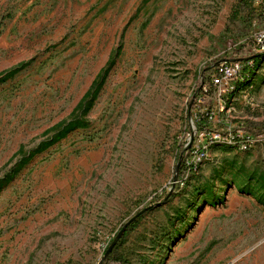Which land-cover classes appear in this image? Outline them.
I'll use <instances>...</instances> for the list:
<instances>
[{
	"label": "rangeland",
	"instance_id": "1",
	"mask_svg": "<svg viewBox=\"0 0 264 264\" xmlns=\"http://www.w3.org/2000/svg\"><path fill=\"white\" fill-rule=\"evenodd\" d=\"M262 30L264 0H0V264H264ZM225 59L250 61L247 80L219 117L217 100L197 112L258 133L242 151L192 128ZM74 116L87 126L33 153Z\"/></svg>",
	"mask_w": 264,
	"mask_h": 264
},
{
	"label": "built area",
	"instance_id": "2",
	"mask_svg": "<svg viewBox=\"0 0 264 264\" xmlns=\"http://www.w3.org/2000/svg\"><path fill=\"white\" fill-rule=\"evenodd\" d=\"M254 44L257 52L264 53V30L256 33L254 36ZM252 63L250 61L244 62L243 60H221L219 63L214 64L212 67L207 69V83L200 86L196 99L195 107L192 111L191 120L192 128L195 132V125L200 126V124L205 120L208 127V135L205 131L198 130V135L200 139L209 136L211 141L216 143L227 145L231 148H237L240 151L251 148L256 139L259 137L255 133H247L245 131H240L238 135H232L230 132L221 133L222 129H219L217 124L216 114L210 109H203L202 112H197L201 109V105H204L207 100H217L216 113L218 117L224 111L222 106L223 97L227 94H232L235 92V88L239 83L246 81L248 75L246 70ZM224 104V103H223ZM204 112V113H203ZM202 130L205 129L201 128ZM191 155V162L188 163L190 169L195 170L197 168V163L201 162L206 158V152L204 149L195 148L192 150V146L189 149ZM185 168V165H184Z\"/></svg>",
	"mask_w": 264,
	"mask_h": 264
},
{
	"label": "trees",
	"instance_id": "3",
	"mask_svg": "<svg viewBox=\"0 0 264 264\" xmlns=\"http://www.w3.org/2000/svg\"><path fill=\"white\" fill-rule=\"evenodd\" d=\"M120 52H121V48L118 47L114 51V53L109 56L104 68L99 72V74L96 76L95 80L92 82V84L90 85L89 89L86 91V93L84 94V96L82 97L80 102L76 105V107L74 109L75 113H77L80 110L88 111L91 108V106H92V104H93V102H94V100H95L100 88L103 86V83L105 81L106 76L108 75V73L110 72L111 68L113 67L115 59L120 55ZM260 56L264 57V53H260ZM27 64L28 63L21 64L20 67L12 70L10 72V74L22 69ZM7 77H8L7 75H5L3 77H0V83L4 82L7 79ZM242 83H245V81L242 82ZM242 83H239V84H242ZM198 90L197 91L195 90L194 93H192L193 94L192 95V100L194 99V101L196 99ZM235 90H238V86H236ZM86 126H87L86 122H84L80 118L74 116L69 122H67L66 124L60 126L59 129H57L56 135L52 139L41 142L39 144V146L37 147V149H35L33 151V153L43 152L44 150H46L47 148L51 147L52 145H54L58 141L66 138L71 132H73V131H75L77 129L85 128ZM200 128H204L203 123L200 124ZM256 134H258V133H256ZM185 150L187 151L188 148H185ZM30 159H31V156H25L22 159L21 165L27 164ZM184 162L185 161H182L179 170H181V168L184 167L183 166ZM10 180H12V177L8 178V181H10ZM1 187L2 186H0V190H1ZM143 214H144V212L139 213L137 215V217L131 221L129 226H133L139 219L142 218Z\"/></svg>",
	"mask_w": 264,
	"mask_h": 264
},
{
	"label": "water",
	"instance_id": "4",
	"mask_svg": "<svg viewBox=\"0 0 264 264\" xmlns=\"http://www.w3.org/2000/svg\"><path fill=\"white\" fill-rule=\"evenodd\" d=\"M179 164L180 163H178V165H177V167H176V170L178 169V167H179ZM120 235H121V233L117 236V238H116V240L112 243V245L110 246V248L108 249V251L105 253V255H104V257H103V259L109 254V252H110V250L113 248V246H114V244H115V242L117 241V239L120 237Z\"/></svg>",
	"mask_w": 264,
	"mask_h": 264
}]
</instances>
